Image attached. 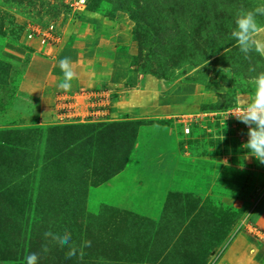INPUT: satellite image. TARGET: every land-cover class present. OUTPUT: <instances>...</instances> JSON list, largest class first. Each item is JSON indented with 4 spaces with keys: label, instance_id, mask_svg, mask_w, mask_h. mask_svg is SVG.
Listing matches in <instances>:
<instances>
[{
    "label": "rangeland",
    "instance_id": "obj_1",
    "mask_svg": "<svg viewBox=\"0 0 264 264\" xmlns=\"http://www.w3.org/2000/svg\"><path fill=\"white\" fill-rule=\"evenodd\" d=\"M262 3L0 0V264H264V164L225 114L264 71L231 37Z\"/></svg>",
    "mask_w": 264,
    "mask_h": 264
},
{
    "label": "clouds",
    "instance_id": "obj_2",
    "mask_svg": "<svg viewBox=\"0 0 264 264\" xmlns=\"http://www.w3.org/2000/svg\"><path fill=\"white\" fill-rule=\"evenodd\" d=\"M261 16H264V3L252 9L241 7L236 12L235 27L231 31V37L245 58L252 52L264 56V23L258 20ZM59 68L63 77L57 86L63 91H70L73 80L77 78L70 58L60 59ZM249 84L250 95L242 99L226 117L231 115L247 126V140L243 147L248 150L250 156L264 164V71L253 76ZM43 235L45 238L51 237L61 247H67V258H71L77 252L82 254V248L90 246L91 243L85 241L83 245L78 246L73 242L71 233L67 229L60 233L46 231ZM43 251H48L47 246H43ZM38 259V254L35 252L25 258L26 264H38Z\"/></svg>",
    "mask_w": 264,
    "mask_h": 264
},
{
    "label": "built area",
    "instance_id": "obj_3",
    "mask_svg": "<svg viewBox=\"0 0 264 264\" xmlns=\"http://www.w3.org/2000/svg\"><path fill=\"white\" fill-rule=\"evenodd\" d=\"M235 109V107H232V108H229V109H227V110H225V114H228L230 111H232V110H234ZM229 116H231V115H229ZM228 116V117H229ZM233 117V116H232ZM233 119H236L235 117H233ZM186 131H187V129H186Z\"/></svg>",
    "mask_w": 264,
    "mask_h": 264
}]
</instances>
